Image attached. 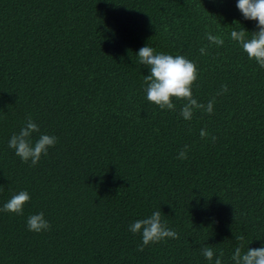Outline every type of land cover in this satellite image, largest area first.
I'll use <instances>...</instances> for the list:
<instances>
[{
    "label": "trees",
    "instance_id": "trees-1",
    "mask_svg": "<svg viewBox=\"0 0 264 264\" xmlns=\"http://www.w3.org/2000/svg\"><path fill=\"white\" fill-rule=\"evenodd\" d=\"M237 2L0 0V207L31 195L23 215L0 211V264H211L204 247L233 264L241 244L264 246V68L230 38L258 30ZM147 45L196 62L193 95L215 97L212 114L147 101ZM29 116L33 143L58 138L35 166L8 147ZM157 210L179 239L137 251L129 225ZM40 212L50 229L29 231Z\"/></svg>",
    "mask_w": 264,
    "mask_h": 264
},
{
    "label": "clouds",
    "instance_id": "clouds-1",
    "mask_svg": "<svg viewBox=\"0 0 264 264\" xmlns=\"http://www.w3.org/2000/svg\"><path fill=\"white\" fill-rule=\"evenodd\" d=\"M237 8L247 20L257 21V31L251 32L243 27L240 30H232L230 38L237 42L246 53L248 59L254 60L261 68H264V0H238ZM207 40L211 44L223 46L222 36L206 33ZM201 55H207L205 46L199 49ZM141 65H146L150 69V74L144 76V91L148 102L157 105L161 110L176 111V101H184L180 107V116L187 121H191L196 110H203L208 114L214 112L215 97L207 104L198 102L193 95V85L199 78V69L195 61L184 55H172L163 52L157 53L153 47L143 46L136 53ZM198 87V85H197ZM228 91V86L222 85L217 95H223ZM40 132L39 125L35 123L31 116L27 118L24 127L18 134L14 133L8 142V147L15 150V155L23 162L31 161L30 166L38 164L42 156H47L49 148L57 143L54 135L41 133L39 138L33 143L32 134ZM202 139L209 138L206 129L200 130ZM214 143L216 136L210 137ZM190 150L188 145L177 154V159L186 160L187 152ZM31 200V195L26 190H21L11 196V198L0 207V211L23 215L25 205ZM29 231L40 233L50 229L51 225L45 219L44 213L32 214L27 218ZM129 231L134 234L142 235V243L137 246V251H143L145 246L159 243L165 239H179V234L169 228L167 223L162 220L161 211H154L149 217L138 219L129 225ZM243 241V237H238ZM243 244L235 248L231 259L233 264H264V246L257 248L247 247L242 251ZM202 255L211 264H223V251L216 254L213 248H202Z\"/></svg>",
    "mask_w": 264,
    "mask_h": 264
}]
</instances>
